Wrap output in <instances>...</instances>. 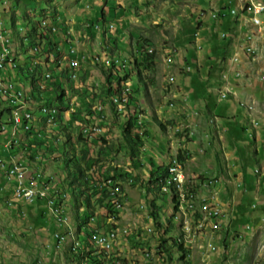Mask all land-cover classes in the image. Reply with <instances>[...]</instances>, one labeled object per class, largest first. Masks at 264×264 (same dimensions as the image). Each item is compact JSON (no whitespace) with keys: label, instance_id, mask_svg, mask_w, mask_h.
Here are the masks:
<instances>
[{"label":"rangeland","instance_id":"rangeland-1","mask_svg":"<svg viewBox=\"0 0 264 264\" xmlns=\"http://www.w3.org/2000/svg\"><path fill=\"white\" fill-rule=\"evenodd\" d=\"M6 1L8 4L10 1L9 7H7L4 12V20L7 26L11 25L13 17H16L17 20H19V25H21L20 22L23 21L22 16L24 15V10L22 8H26L27 11L31 12L33 15H30V17L35 21L41 22L46 14H48L49 20L52 19L50 15H55L52 8L57 7L60 17L56 19V22L59 23V25L55 24V26L57 28L59 27V30L56 34L55 42L58 43V47L62 52H65L66 56H68L72 55V50L75 49L72 47L79 44L81 52L83 51L85 55H88L85 56V60L83 61L84 64H79L81 67L77 68V79L75 81H72L74 80V77L71 76L72 73H69L70 70L75 73V67L72 69V66L69 64L70 59H65L64 56L60 62L61 70L68 68V75H66L65 72L59 81L61 80V84L66 90L67 104L65 107L70 108V105H72V109H68L67 112L64 110L66 112H64V116L68 119L67 123H69L71 128L69 131L74 137L78 136L81 132L79 125H83L82 131L84 134L89 133L91 136H99L100 134H103L108 139L111 149L106 158V166H104L101 171L93 170V173L97 177L100 178V176L106 175L107 170H110V176L117 174L118 179L120 173H130V177L126 179L120 177L122 181H119L116 177V182L114 181L115 184L119 183L123 186V201H126L123 202V207L120 206V211L123 214L119 212L118 216L115 217V215L110 213L107 216L108 211L103 206L99 205L96 207V216H98L99 224H106L105 227H107V230H111L104 237L112 236L114 240H116L110 241V244L105 248L98 245L97 241L96 244L98 247L95 245L93 246L92 249H94L97 254L99 251H105L108 253L106 256H103L104 264H183V261L179 258L181 253H179L177 247L172 248L171 252H161L158 249L160 236L165 231L169 219L174 214L171 197L169 195L162 197L161 195L158 196V194H154L148 199L146 194L147 190L142 183V180L144 179L143 181H145L150 173L149 158L154 159L155 163L158 165L167 164L169 166L176 159L179 160L177 153L180 148L184 149L185 152L189 151L190 157L193 156V159H190V165L187 163L188 160L184 162L183 172L185 181L188 183V193H190V196L194 195L196 198L194 199V206L189 205L190 203L193 204V202L185 201V204L187 205L186 207L189 209V215H187L186 212V214L181 212L180 204L178 201L176 202V204H178V211L175 213V219L173 218L174 228L168 236H179L180 224H177L176 222L180 221L182 229L189 233V236L184 235V245L190 249L189 256L187 257L190 264H264V227L259 228L258 231H251V234L249 233L250 236L246 237L243 227L242 229L236 227L238 231L236 229L233 231V228L228 229L226 226L229 218L231 219L234 217V220L238 222L239 217L241 218L245 213L249 214L250 211L248 210L249 207H247L244 212L239 211L237 208V200L235 199L236 197L242 196V192L239 191L240 189L235 190L230 189L229 187L231 183H234V176L229 174L228 165L229 167H232L234 163L240 164V162L235 160L233 154L227 151L229 150L227 149V143H229L227 136L228 126H225V128L220 127L224 121L229 120L220 117L222 116L223 105L229 104L230 107L228 108L227 116L229 114L234 116L233 114H235L233 127L237 126V135L242 144L241 149L248 159V166H246V169H248L250 174H254V170L257 169V163L250 153L252 150L251 138L249 137L246 128L247 125L242 122L241 116L244 114L248 115L247 110L251 113L250 111L255 109L258 111L259 108L260 112L258 113L264 118V114H262V112H264V96H261L260 93L256 96V99L260 102L258 107L255 105H247L244 101L239 102V100H247V98L242 95H239L238 99L232 97L226 99V96H229V92L222 93L221 96H219V99L215 96L214 99L210 101L209 105L213 106L211 111L217 116L218 131L225 136L222 140L219 137V134L214 132L215 126L212 125L213 123H209V117L211 116L209 112L201 114V118H199L200 116L197 111L198 114H195V121H191L193 124L188 125L190 123L186 121L185 109L183 107V105L186 106V104H184L185 94H183V91H186V79H188V76L186 75L188 71H190L189 67H191L190 60L186 61V57H189V52L187 51V48L189 47L188 43L192 40H190V36L188 35L190 34V31L188 30L192 28L195 29L196 26L193 27L192 23L194 25L200 23L198 31L201 33L200 35L202 39H208L209 42L213 43L217 48L221 43L219 36H213L212 33H214V31L210 29L208 19H203V17H205L203 13L198 14L200 18L198 17L196 11L197 0H134V2H132L133 5H137L139 8L143 9L144 12L141 14L140 12L133 13L132 9H130V7L128 8V6H131V0H103L100 2L101 4L97 2L95 3L94 0H89L92 9H95L94 12L96 13V16H98V10L101 14V9L105 10L107 7H110L108 2L115 4L117 1L124 3L125 5L117 4L116 6L117 10L124 7L123 11H125V13L120 15L121 19L127 14H131V18L127 19L129 26L126 25L125 28V33L127 35L123 36L121 34L122 28L120 26L115 27L116 18L113 19V27H111V24L108 25L110 31H114L118 36V47L121 54L120 56L123 59H129L131 57V54L136 49L134 46L137 45L139 37L149 38L151 40V46H149V48L154 50L157 55L155 63L151 67L146 68L145 65L143 67L139 66L143 78L140 79L138 85L140 92L137 93V98L139 100V108L144 112H142L138 118L141 121L139 123H142L141 128L138 130H142V132H146V134L144 133L145 148L138 157V162L131 159L122 138V126L125 121L124 116H126L124 114L121 115L125 111L123 108V101H125L124 98L114 99V102L118 105V112L121 113L117 117L113 114L107 103L102 109V107L98 105L97 100L95 103L93 102L92 105L94 106V104H96L95 106L97 107H95L94 110L96 112L97 110L101 112L97 116L96 114L93 115L94 119L91 120V124H86L88 120H82L81 117L79 120L73 118L74 110H84V108H82L84 103L80 102L77 93L75 95V92L84 85V81H86V84L90 85L91 89L98 90V92L104 91L105 87V75L103 74L102 69L106 67L94 60L95 55L104 53L102 50V38L96 35L95 38L91 36L89 39H83L84 36H80L79 38L77 34L78 31L85 32L84 30L87 22H90V24L93 25V30L97 31L95 20H93L95 19V15L91 18V15L86 14L83 16L84 18L79 16L82 18L80 19L75 16L82 15V13H75L72 11L71 16L65 11L66 9L70 10L71 8L70 5H67V0ZM209 1L210 0H201L208 12L210 6ZM2 3L8 5L3 1ZM44 11L46 13H44ZM208 16L211 18L210 14ZM212 17H214V15H212ZM97 20L98 19H96V21ZM45 21L43 23L47 26L48 24H45ZM98 22L101 23L99 20ZM100 26H102V24H100ZM66 27H71L70 32H72L73 36L71 42H63L60 40L59 33H62ZM20 30L23 31L22 28ZM1 33L5 34V32ZM53 33L55 34V32ZM131 33L134 34V37L130 35ZM69 35L70 34L66 33L68 38ZM18 40L20 41V36L15 34L13 40L14 53L16 52L14 47L15 49H20V43L14 45V43L17 44V42H19ZM8 41L10 43L9 39ZM26 42L22 48L25 51H20L19 53L16 52L17 54H20L22 60L19 59V61L22 65L31 58L28 52L32 51V49L29 48L30 45ZM229 42L230 44L235 42V45L237 46L242 44L236 37L232 39L229 38ZM208 48L209 46H206L204 50H199L197 48V52L195 53L197 54L198 60L208 61V57L212 56V53H210L211 50ZM79 49L76 48V50ZM231 50L232 49L228 47L227 51L223 54L224 57H227V55L232 53L233 50ZM55 53L57 54L58 52L56 51ZM217 56H219L218 53ZM131 59L134 58L132 57ZM44 62H46V60H44ZM104 64L106 65L105 62ZM133 67L136 69L134 70V73L136 74L138 66L133 63ZM52 68H54V66L48 67V69L44 67L43 72L46 73V71ZM258 68L259 67H255L250 70L249 73H244L241 77L245 79L243 82L244 85H247L248 81H251V79H249L251 76L257 81ZM9 70L13 74L14 81L21 83V81L18 80L17 73L11 69ZM134 73H132L133 76L135 75ZM6 74L8 75V71L2 73L3 76ZM45 76L46 75L43 74L40 77L45 78ZM224 77L226 78L227 75ZM38 80H40V78ZM22 81L25 88L27 86V81L23 78ZM45 81L46 79H44V82H40L44 84V87H47L51 81ZM133 83L134 81L130 82L129 85L131 86ZM232 83H234L233 80ZM192 84L194 85L195 82ZM201 84L203 85L204 83ZM72 89L75 91L74 94H71V92L68 93L67 90L72 91ZM92 93L93 92L91 91V94ZM44 94L43 97H46L48 93L46 92ZM70 94L71 97H69ZM104 99L105 98L102 97V100ZM45 105L46 101L39 105L38 109ZM217 105H221L220 109H217ZM135 106L137 105L134 104L133 108H135ZM1 119L2 121H7L8 116L3 113ZM198 121H201L200 128L194 127V123ZM256 122L257 120H254L253 124L256 125ZM39 124L42 126V121H40ZM53 126L55 127L56 125L54 124ZM64 128L67 130V127ZM95 128L100 129L101 132L95 130ZM242 128H246L245 133L242 132ZM194 133H196L194 137L196 143H193L191 137ZM48 134L49 138L46 139L51 141L53 137L50 133ZM3 135L4 134L0 132V145H3V142H1L4 138ZM27 136V134H24L23 136L21 135V137H18V141L24 143L25 140L28 139ZM13 137L15 138L16 136ZM201 142H203V144ZM181 143H185L186 148L182 146L183 144L179 147ZM84 144L85 142L73 144L74 148L71 146L70 150L75 153H80L83 150L82 148ZM84 147L87 148L88 146L86 147L85 145ZM258 149L260 150L261 159L264 160V146H259ZM61 151L62 149H58L55 153L59 155ZM224 153L228 156V161L224 158ZM51 155L47 153L48 160L45 159V166L42 164L41 166L43 167V173L47 175V181H49L50 186H58L61 188V191L50 190L47 198L53 197L49 199H55L54 196L58 195L57 198L65 200L66 213L64 214V219L68 220L67 225H57L55 222L57 219H55L56 217L53 215L50 207L47 211L43 206V202L40 204H34V208L36 210L39 208L42 215L40 213L36 214V211L27 206L28 203H23L22 207H19L17 204L18 207L14 208L13 205H10V202H12V199L14 198L13 194L8 200V205H5V202L2 205L0 204V264H78V259H76L74 256L75 254L71 251V248H73L72 245L77 241V234H79L75 222L77 203L75 202L74 195L71 191H68V185L66 183L63 184V180L66 178L63 166L56 162L53 155ZM58 155H56V157H58ZM171 155L172 157L170 158ZM97 157H99L98 153L94 152L93 159H96ZM19 160L23 164H28L30 162V158L28 157H21ZM141 162L143 164H141ZM5 165L7 166L8 164ZM1 167L3 169L4 165L0 164V168ZM191 169L194 170L190 171ZM192 172L195 174L194 176L191 175ZM186 173H188L189 176ZM134 177H139L140 180L131 181ZM205 177L208 178L206 182ZM209 180H211L212 183ZM201 182H203V187L200 186ZM218 182L219 185L217 187L215 183ZM5 184L6 181L3 178H0V187H5ZM215 186L217 188L216 190H219V197L221 198L219 201L223 200L226 206V208H224L225 216L223 217V220H221V217L210 218L203 212L205 204L210 207L221 208V206L214 201L213 197L201 196L209 195V192L213 191ZM199 187H201L200 191L198 189ZM125 188L127 189V192L125 191ZM195 188H197V192L201 195L192 191H196ZM62 191L67 194H62ZM65 195L68 196L66 197ZM153 199L159 207L158 222L162 225L161 229H158L157 221L151 214L152 207L150 203ZM84 207L83 210H80L81 213L85 212ZM197 211H200L198 217H196ZM107 218L110 219V222L107 221ZM213 219L221 220L222 226L224 227L223 230L213 233L214 237L211 236V234L208 235V237H206V234L202 236L201 234L204 232L203 230L207 221ZM174 220H176V222ZM193 223H196V229H193ZM69 226H72L73 228V235H70V239L67 242L59 244L57 241L58 236L61 235L63 231H66ZM186 226H188V229ZM207 231L210 233L209 227ZM223 232H228V239L224 240ZM240 234L242 236H240ZM199 236L202 237L198 238ZM83 238L84 235L81 233V241ZM146 254L148 256H146Z\"/></svg>","mask_w":264,"mask_h":264},{"label":"trees","instance_id":"trees-1","mask_svg":"<svg viewBox=\"0 0 264 264\" xmlns=\"http://www.w3.org/2000/svg\"><path fill=\"white\" fill-rule=\"evenodd\" d=\"M117 7L113 8V11L109 10V16L106 17L104 13H102L101 21L103 23L105 22H111L116 16H115V10ZM130 9H132L133 13H139L140 14L143 11V9L139 8L137 5L130 6ZM5 10V9H4ZM199 17V16H198ZM200 18V17H199ZM14 19V18H13ZM225 17H220L219 20H226ZM28 19H26L27 21ZM42 23V22H41ZM40 23V26H41ZM199 24L193 25L194 28L189 29L190 31V40L187 48V51L189 52V58L191 65L196 66L197 65V48L194 46V39L195 34L198 31ZM26 26H30V23L26 24ZM51 27V26H49ZM44 28V27H43ZM36 27L32 28L31 30H27V35L29 36L28 39L31 40L34 44L36 43ZM47 29V30H46ZM45 32L42 33V42H45L46 44H50V35L52 36L53 30H50L46 28ZM93 25L90 24L88 26L89 32L93 30ZM108 27L103 29L102 32V42H103V52L105 53V58H109L110 64L108 66H104L106 68H103V74L105 75V87L104 91H99L95 89H91L90 85L86 84V81H84V85L80 87L77 92L73 91L74 89L69 90L71 94L77 93V96L80 98V102H83L84 105H82L83 109H80L79 111L73 112V118L75 120H79L81 117L82 120H88L86 124H89L92 122L91 120L94 119L93 115L96 114L99 115L101 111L97 110V112L94 110L96 104L94 106L92 105L93 102L95 103L98 100V105L102 107L105 106L107 103L113 114L120 115L121 113L118 112V105L114 102L115 97H118L119 99L124 98L125 101L123 103L124 112L122 114L126 115L124 124L122 126V138L125 143V146L127 148L128 153L130 154V157L132 160L138 162V157L143 152V149L145 148V141H144V133L139 131L138 129L141 128V124L139 116L142 114V109L139 108V100L137 98V93L140 92L139 83L140 79H142V72L140 70V67H143L145 65L146 68L151 67L154 65L155 60L157 58L156 52L149 48L151 46V40L146 37H139L137 41V45L135 46L134 52L131 54V57L123 59L120 55V50L117 43V37L110 36L109 31L107 30ZM52 31V33H49ZM95 33V31H92ZM223 40H226V37L223 38ZM193 45V46H192ZM46 48H49L47 45ZM45 47L43 49H46ZM61 52V51H58ZM138 52V54H137ZM134 54V55H133ZM60 55H55V58H59ZM134 59H131V58ZM54 58V59H55ZM119 59H121L119 61ZM57 60V61H56ZM54 62V68L60 69V61L56 59ZM133 63L138 66V70L136 71V74L134 73L135 67H133ZM140 66V67H139ZM24 68V66H22ZM23 72V70H22ZM41 72V67L37 65L34 69H29L26 71V84L28 86H32L34 88V91H40V95L42 96L43 92H47V101L46 104L51 109H58V113L56 114V117L60 120V127L59 129L55 130V132H50V134L53 137V142H55L56 146L53 145L54 148H50L49 144L44 141H34L29 144V146L33 147L34 149L38 147L44 148L41 150L42 158H45L48 160L47 153L53 156H56L55 151L58 149H62L59 156L54 160L58 162L61 166H63V169L66 173V178L63 180V184L68 185V191H71V193L74 195L75 202L77 203V211L75 214V222L78 227L79 234H77L78 238L80 239V234L83 233L84 238L81 241V246L76 248L75 250L71 248V251L76 259H78V264H104V258L103 256H106L108 254L105 251H99L97 254L93 248V246H97L96 244V230L97 229V221L98 216H96V207L101 205L103 206L108 212L107 216L112 213L115 215V217L118 216V213L120 212L121 208L119 207L118 210L111 204L113 202V198L115 197L116 205L122 204L123 207V186L116 182V177L118 179L117 174H113L114 176H110V170H107L106 175H102L97 177L93 170L95 171H101V169L106 166L107 162V155L110 152L111 146L109 144L108 139L105 137V135L100 134L92 135L91 134H84L82 131L83 125H79L81 132L78 136H73L71 132L64 127L67 126V124L64 121V110H68L69 108L65 107L66 104V90L62 88L61 82L58 80V76L52 77L50 79L51 83H49L45 89V91L41 90L38 87V79H36ZM51 72V71H50ZM58 72V71H57ZM66 72V75L68 74V68L62 69L61 73L64 75ZM134 73L135 75L133 76ZM23 74V73H20ZM36 75V76H35ZM34 76V77H33ZM32 81L30 78H32ZM133 85H129L130 82H133ZM85 86V87H83ZM91 91L93 92L91 94ZM56 96H55V95ZM54 95V96H53ZM58 96V98H57ZM102 97L105 99L102 100ZM42 97H39L37 101L42 100ZM65 99V100H64ZM32 99L30 98V106H32ZM72 104V103H71ZM104 104V105H103ZM136 104L135 108H133V105ZM72 106V105H70ZM33 107V106H32ZM57 107V108H55ZM86 111V112H84ZM8 108H0V117L3 113H9ZM82 115V116H81ZM90 117V118H88ZM100 117V116H99ZM91 124V123H90ZM36 132L40 135L39 138L42 136L41 130L35 127ZM90 137L93 139H90ZM55 138V139H54ZM84 143L83 150L80 153H75L74 151L70 150V147L73 146V144L76 143ZM86 145L87 148L84 146ZM23 146V145H22ZM94 146V147H93ZM62 147V148H61ZM93 147V148H92ZM74 148V146L72 147ZM19 151V150H18ZM98 153L99 157L96 159H93V153ZM30 158H35V152L30 151L29 152ZM51 155V156H52ZM32 156V157H31ZM35 156V157H34ZM177 156L179 160L184 164L190 156L187 154V152L184 151V149L180 148L179 152L177 153ZM44 159V160H45ZM150 162V173L148 175V178L143 181V186H145L147 192V198H151L152 195L158 194V196H165L169 195L171 197L172 203H173V209L176 213L178 211V204L176 202L178 201L180 204V200L177 197V194L175 191H173V188L168 187V177L170 176V170L168 165H158L155 163V160L152 158H149ZM140 164V162H139ZM141 164H143L141 162ZM120 177L122 179H126L130 177V173H120ZM119 177V181H122ZM111 181V183H108V181ZM117 180V181H118ZM140 180L139 177H134L131 179V181H138ZM167 185V186H166ZM58 187V186H57ZM1 189V187H0ZM14 189V188H12ZM170 189V190H168ZM192 190V189H190ZM59 191H61V188L59 187ZM195 192L194 190H192ZM4 195V190L2 191ZM62 194H67L64 191L61 192ZM113 193H115L113 195ZM189 194V193H188ZM68 196V195H67ZM66 196V197H67ZM177 197V199H176ZM9 202V201H8ZM7 202V204H8ZM14 204V207H18L20 203L16 200L12 201ZM35 204H40L39 202H36ZM85 207H84V206ZM152 207V216L157 221V227L158 229L162 228V225L160 222H158V210L159 207L157 206L155 200H151L150 203ZM45 207V205H43ZM81 206V207H80ZM84 207L85 212L81 213V208ZM42 213V212H41ZM40 213V214H41ZM175 213L172 215V217L168 221V225L165 229V231L160 236V243L158 245L159 251L164 252H171L172 248L177 247L179 249L180 254V260L183 261V264H190L187 257L189 256L190 249L185 247L184 245V235L183 231L181 232L180 228V236H168L172 229L174 228L173 224V218L175 216ZM116 219V218H115ZM99 224V222H98ZM115 228V227H113ZM115 230V229H112ZM111 230H108V232ZM84 241V242H83ZM98 247V246H97Z\"/></svg>","mask_w":264,"mask_h":264},{"label":"crops","instance_id":"crops-1","mask_svg":"<svg viewBox=\"0 0 264 264\" xmlns=\"http://www.w3.org/2000/svg\"><path fill=\"white\" fill-rule=\"evenodd\" d=\"M95 3H100L103 0H94ZM107 1V0H106ZM125 1V0H124ZM251 0H210L209 1V12L208 10L205 8V5H203V2H201V0H197V15L200 13H203V15L205 17H203V19L207 18L210 25V29L214 31L213 36L214 37H218L222 40H220V45L218 46V48L211 42H209V40L207 39H202L201 37V33L199 31L196 32L195 34V39H194V46L196 48H198L199 50L201 49H205L206 46H209L208 49H210V53H212V56L208 57V61H197V65L193 66L191 65V67H189V70L187 75L188 79L187 80V85L185 87L186 91H183V94H185L184 97V104L183 107L185 109V115H186V121L191 125L193 123H191V121H195L196 117L195 114H198L201 118V114H205L206 112L210 113V117H209V123H213L212 125L215 126V130L214 132L216 134H219V137L221 138V140L223 139V137L225 138L224 135L220 134L218 131V127H217V116H215L213 114V112L211 111V109L213 108V106H210V101L214 99L215 96L218 97V99L220 98L219 96H221V92L222 89L227 85L226 80L224 76L227 75L230 78V88L232 89L233 93L231 92L229 94L227 98L232 97L234 99H238L239 95L245 96L247 99H256V96H258V94L260 93V95L262 96V83L258 82V75H257V81L255 79L249 78L251 79V81L247 83V85H244V78H241L240 80H236L235 76V71L236 70H242L244 73H249L250 70H252L255 67H258V65L255 64H251L248 62V59L246 57V55L243 53L242 47H243V43H244V37L246 36L247 32L249 29H251V25H250V21H249V14L247 12H243L242 13V8L248 4ZM255 2H264V0H254ZM134 0H131V6L133 5ZM101 4V3H100ZM117 4H121L123 6L124 3H120L119 1H117V3H109L108 5H110V7H107L105 10L101 9V14L99 12V10L97 11V15L94 12L95 9H92L91 6V2H89V0H67V5H70L71 8L70 10L66 9L65 11H67L70 15L72 13V11H74L75 13H82V15H78L75 16L76 18H78L79 16H82V18H84L83 16H85L86 14L91 15V18L93 15H95V25H96V30L95 33H93L92 31L89 32L88 30V24H90V22H87L86 26H85V32L83 31H78L77 34L79 36H84L83 39H89L91 36H93V38L97 36H100L102 38V32L103 29L108 27V31H109V35L110 36H115L117 37L118 40V36L117 34L113 31H110V27L108 25H113V20L111 22H105L103 23L101 21V16L102 13H104V15L106 17L109 16V10L113 11V8L117 6ZM130 6H128L129 8ZM237 8L239 9L240 15L237 17H233V16H227L226 20L222 21L219 20L220 17H217L216 19H214L212 17V12H219V11H226V10H230L231 8ZM123 8H119V10H115V22H116V26H120L122 28L121 30V34L127 35L125 33V28L126 25L129 26L127 19L131 18V14H127L126 16L120 17L121 14H124L125 11H123ZM65 9V8H64ZM57 17H60V13L57 10ZM211 15V18H209L208 15ZM72 16V15H71ZM199 16V15H198ZM201 16V15H200ZM80 18V17H79ZM80 18V19H82ZM96 19H98L100 22H98V20L96 21ZM3 24H5V22L3 21ZM100 24H102V26H100ZM213 29H212V28ZM70 28L71 27H66L65 29L67 30L66 33L70 32ZM199 30V29H198ZM89 32V33H88ZM63 33V35H62ZM60 33L59 37L61 41H65L66 37L64 36L65 32ZM72 33V32H71ZM226 33V40H223V36L222 34ZM216 34V35H215ZM90 37H89V36ZM132 37H134V34H130ZM189 35V34H188ZM222 36V37H221ZM237 38L238 41H240L242 44H240V46L235 45V42H233L232 44H230L229 42V38ZM55 38H56V34L53 35L52 39L55 42ZM71 41V40H70ZM264 42V41H263ZM100 43V42H99ZM118 43V41H117ZM135 44V42H134ZM230 44V45H229ZM230 48L233 50L232 53H230L229 55H227V57H224V53L227 51V48ZM73 48V47H72ZM78 48V47H77ZM135 48V46H134ZM79 49V48H78ZM2 50V49H1ZM231 50V51H232ZM1 52V51H0ZM217 53L219 54V56H217ZM102 54V53H100ZM98 54V57H96L95 61L96 62H100V63H104L106 58H101V55ZM105 53H103L104 55ZM87 55V54H86ZM85 53L82 51L81 53L78 52V57L80 59V63L83 65L84 64V60H85ZM223 55V56H222ZM235 55H239L240 60L238 61H233V57H235ZM13 56V55H12ZM88 56V55H87ZM222 56V57H221ZM14 58V57H13ZM189 57H186V61L188 60ZM15 59V58H14ZM98 59V60H97ZM9 66V69H12V67ZM77 67H79V64L77 65ZM8 71V69L6 70ZM5 71V73H6ZM17 73V77L18 80L22 81V78L24 80H26L25 76L23 74H18ZM252 75V73H251ZM58 76V80L61 79L62 77V73L59 70V72L57 73L56 77ZM3 77H8V75L6 74ZM54 77V76H53ZM38 79V77L36 78ZM232 80L234 83H232ZM27 81V80H26ZM13 82L14 79H13ZM195 82V84L193 85L192 83ZM20 83V82H19ZM201 83H204L203 85ZM255 84V85H254ZM20 85V84H19ZM21 86V85H20ZM249 86V87H248ZM254 86V87H252ZM23 89L24 86H21ZM38 87L41 89V87L38 85ZM197 87V90H196ZM220 92V94H219ZM225 99V98H224ZM241 101V100H239ZM244 101V100H242ZM221 105H217V109H220ZM230 107L229 104H224L222 107V118L224 119H229L227 121H224V123L220 126L221 128H225V126H228L227 129V136H228V142L227 146L230 153L233 154L234 159L239 161L240 164H233V168L229 167V174H232V176H234V183H231V185L229 186L230 189H235V190H239L240 192H242V196L240 197H236L235 200H237V208L239 209V211L244 212L246 210L247 207L248 210L250 211L249 214L245 213V215H243L241 218L239 217L238 222H236L234 220V217H232L231 219L229 218L226 226L229 228H233L232 230L234 231L236 229V227H238V229H242V227L245 228L248 224L252 225V228L250 229V231H245L244 233L246 234V237H249L251 234V231H258L259 228L264 227V160L261 159L260 156V150L258 149L259 146H264V118H262V115L258 112L257 109L250 111L251 113L248 112V115H242V122H244V124L247 125V131L249 133V137L251 138V145H252V150L250 151L251 155L253 156V158L255 159L256 163H257V169L254 170V174H250L248 172V169H246L248 166L247 165V156L246 154L243 152V150L241 149V140L238 138V129L234 126V118H235V114H233L234 116H231L230 114L227 116L228 113V108ZM198 111V113H197ZM257 111V112H256ZM262 114H264V112H262ZM252 117V118H251ZM90 118V117H88ZM257 120L259 121V124L256 126L253 124V121ZM197 123V125H196ZM194 123V127L196 128H200L201 126V121H198ZM244 126V125H243ZM246 128H242V132L245 133L246 132ZM13 130V129H12ZM9 134V135H7ZM194 133L191 137H192V141L193 143H196V140H194L195 137ZM6 137L3 138V145H7L9 136L11 135V132H7ZM13 135V132H12ZM21 135L23 136L24 133ZM190 137V138H191ZM234 137V138H233ZM11 138V137H10ZM233 138V139H232ZM29 141H32V139H29ZM203 144V142H201ZM183 144V145H182ZM223 144V143H222ZM28 145V144H27ZM181 145L183 147L186 146L185 143H181L179 147H181ZM257 146V148H256ZM186 148V147H185ZM17 150V149H16ZM187 150V149H186ZM15 160L16 161H20L19 159L25 158V156L22 155V153L15 151ZM187 154H190L189 151H187ZM193 155V153H192ZM193 157V156H192ZM192 157H190L187 161V163L190 165V159H193ZM246 157V158H245ZM36 158V157H35ZM35 158L33 160H35ZM224 158L228 161L229 158L227 155H225L224 153ZM30 163V162H29ZM29 165V164H28ZM167 165V164H166ZM30 166V165H29ZM8 167V165H7ZM0 178H3L6 181L5 187L0 189V195H2V197L0 198V204L2 205L5 202V205H8L7 202L8 200L12 197V187H11V182H9L6 178V176L2 173V168H0ZM8 170V169H7ZM194 169H191L190 171H192ZM259 170V172H258ZM188 175V173H186ZM191 175H195L193 172ZM189 176V175H188ZM208 178L205 177V182L207 181ZM211 183L212 181L209 180ZM216 186L218 187L219 182L215 183ZM188 185V183H187ZM214 185V183H213ZM212 185V186H213ZM200 186L203 187V182L200 183ZM216 186L214 187V190L209 192V195H201L197 192V188H195V192L198 193L201 196H211L213 197L214 201L217 202L220 206H221V202L224 206V208H226L225 203L223 202V200L219 201L221 198L219 197V190H216ZM199 187V191L200 188ZM212 189V188H211ZM4 190V195L2 193V191ZM14 191V189H13ZM125 191L127 192V189L125 188ZM124 191V193H125ZM14 194V192H13ZM126 199V198H125ZM14 200V198H13ZM124 202H126L124 200ZM257 202L258 203V208L257 209H253L252 205ZM19 207H22V204L24 202H19ZM35 204V203H34ZM34 204H28L27 206L30 207L32 210L36 211V214H39V208H37V210L34 208ZM39 206V205H37ZM199 208V207H198ZM81 210H83V208H81ZM200 211H197L196 217H198L200 214ZM121 214H123L121 212ZM42 215V214H41ZM122 216V215H121ZM43 217V216H42ZM195 217V218H196ZM38 221V220H37ZM107 221L110 222V219L107 218ZM218 219H213L210 221H207L206 226L204 228V232H202V236L203 235H207L206 237H208V235L211 234V236H213V233L216 232H220V230H223V226L222 224H219ZM106 223V222H105ZM208 224V225H207ZM58 225V224H57ZM106 225V224H105ZM105 225L103 224V227L106 229L107 227H105ZM245 225V226H244ZM193 229H196V223L192 224ZM208 227L210 228V233L207 231ZM238 229H236L238 231ZM250 233V234H249ZM224 235V240L228 239V232L226 233H222ZM186 235L189 236V233L186 232ZM202 236H199L198 238H201ZM240 236H242L240 234ZM214 237V236H213Z\"/></svg>","mask_w":264,"mask_h":264},{"label":"bare ground","instance_id":"bare-ground-1","mask_svg":"<svg viewBox=\"0 0 264 264\" xmlns=\"http://www.w3.org/2000/svg\"><path fill=\"white\" fill-rule=\"evenodd\" d=\"M9 1V0H8ZM3 2L5 4H8V2L6 0H3ZM9 4H10V1H9ZM9 4L8 5H4L2 3V7H0V26H1V23L3 24V21L5 22L4 20V8H7L9 7ZM214 18V17H213ZM45 20L42 21L41 23V27H44V28H48L50 30H53V32H55V34L58 33V30H59V27L57 28L55 26L56 23L53 22V24H50L48 22V25L45 26L44 25V22ZM4 27H0V33L1 32H5L7 33L8 35V39L10 40V43H9V57H8V46L7 44H3V33L0 34V39H1V42H0V46H1V49L2 51L0 52V58H2V61H1V64H0V77H3L2 73L5 72L7 69H8V65L12 67L11 70H13L15 73L18 72V74H20L19 72V66H20V62L19 60L17 59V56L15 55L13 49H12V38L11 36L9 35L8 33V27L5 24H3ZM51 26V27H49ZM111 27H113V25H111ZM21 29V28H20ZM49 32V31H48ZM49 33H52V31H50ZM54 33H52L53 35ZM28 36V35H27ZM29 37V36H28ZM70 40H72V38L69 36V38L66 40V42H69ZM19 41V40H18ZM46 42V40H45ZM43 42V43H45ZM71 42V41H70ZM27 43V42H26ZM54 43V42H53ZM28 46V45H27ZM41 44H38V47H35V51H39L42 53V55L44 57H46L47 60H50L51 59V54L50 53H46L44 51H41ZM46 48V47H45ZM75 48V47H73ZM45 50V49H44ZM58 51H61V49L58 47ZM79 50H76V56L78 54ZM68 54V53H67ZM13 55V56H12ZM72 55H75V49L72 50ZM15 59H14V58ZM23 58V57H22ZM56 60V59H55ZM59 60H62L59 58ZM121 59H119L120 61ZM53 61H54V56H53ZM57 61V60H56ZM109 61V58H106V61H104L106 63V66H108L110 64V62L108 63ZM36 63H38L39 61L38 60H35ZM43 62V61H42ZM61 62V61H60ZM52 64V63H51ZM69 64L70 66H72V69L75 67V63L73 61V59H70L69 60ZM104 64V63H103ZM105 65V64H104ZM10 67V68H11ZM78 68V67H77ZM78 70V69H77ZM58 72H50V71H47L46 73H44L46 76L45 78L43 77H40L38 76V79L40 78V80H38V85L41 87V90L45 91L46 87H44V84H42V82L40 81H43L44 82V79H46V81H49L54 75L56 76ZM69 73H72L71 76L75 77V73L72 72V70L69 71ZM68 75V74H67ZM47 76H49V78L47 79ZM77 76V74H76ZM77 79V78H76ZM45 81V82H46ZM70 82V81H69ZM21 86H23V83H19ZM19 85V88H20V93H21V96L20 95H14V94H9V93H2V101L7 103V104H11L9 105V110L10 112L7 113V116L8 118H14V115L16 114V117H18V125H13V135L12 136H16L15 138L17 139L16 140V147H17V150L21 149L20 153H22L23 156L27 157L24 153L26 150H29L27 144H29L28 142V139L26 140V144H25V147L24 145L22 146L23 143H21L20 141H18V137H21V132L22 134H27L28 138L29 137H38L39 138V134L38 132H36L35 127H37L38 129H42V126L37 122V120L39 119L36 114H35V110L33 109L32 106H30V96L27 94V92L25 91L26 89H23L21 86ZM26 88V87H25ZM65 89V88H64ZM68 91V90H67ZM45 92L42 93V96L45 95L44 94ZM231 92H229L230 94ZM55 95V94H54ZM53 95V96H54ZM71 95V94H70ZM228 95V93H227ZM56 96V95H55ZM66 97V96H65ZM227 97V96H226ZM58 98V96H57ZM67 98V97H66ZM65 98V99H66ZM116 99L118 97H115ZM125 98V97H124ZM64 99V100H65ZM242 101V100H241ZM24 102V104H23ZM118 102V101H117ZM124 102V101H123ZM240 102V101H239ZM66 104H67V101H66ZM65 104V106H66ZM120 106V105H119ZM249 107V106H248ZM57 108V107H55ZM245 108V107H244ZM253 108V107H251ZM69 109H72V106L69 108ZM39 112H40V116L42 118H44V120H46L47 124L51 127H54L53 125L55 124L57 126H59L60 124V120L59 118L56 117V114L58 113V109H51L47 104L45 106H42L41 108L38 109ZM31 111V114H29L28 112ZM75 111V110H74ZM122 111V110H121ZM65 112V111H64ZM67 112V111H66ZM65 112V113H66ZM123 115V114H121ZM40 125V127H39ZM256 125H258V121L256 122ZM3 128V121L0 123V129ZM95 130H99L98 128H95ZM88 131V130H86ZM101 132V131H100ZM7 132H4L3 136L6 137V134ZM89 134V133H88ZM9 135V134H7ZM11 135L9 136V139H8V142H7V145L8 143L11 142ZM14 138V137H13ZM16 151V150H15ZM17 152V151H16ZM19 152V151H18ZM29 156V155H28ZM32 157V156H31ZM29 158V157H28ZM40 160H41V156H36L35 160L31 159L30 158V163L28 164H23L22 162L20 161H16L15 160V163L16 165H20V166H24V167H21V174L23 175H30V174H36V175H39V176H45L46 174L43 173V167L41 166L40 164ZM28 161V160H27ZM35 163V164H34ZM178 164H180V174H179V177H173L172 174L173 173H178ZM4 167L2 169V172L3 174L6 176L7 180L11 183H13V176L9 175L8 173H5L6 171H8V167L3 164ZM2 168V167H1ZM183 169H184V166H183V163L181 161H179L178 159H176L175 161H173L170 165H169V170H170V176L168 177V187L170 188H173V191L176 192L177 194V197L178 199L180 200V209L182 210L181 212H186L185 210V201H188V202H193V204H189V205H193L194 206V202H195V196L192 195L190 196L188 194V188H187V183L185 181V177H184V172H183ZM47 176V175H46ZM182 184V185H181ZM32 186L33 187H40V189H47V182H40L39 179H32ZM50 186V184H49ZM167 186V185H166ZM170 190V189H168ZM49 191H47V196L49 194ZM114 194V193H113ZM185 194V195H184ZM12 195H13V189H12ZM197 195V194H196ZM58 195H55V199H58L57 198ZM66 196V195H65ZM48 198H53V197H48ZM13 201V199H12ZM204 202V200H203ZM10 205H12V202H10ZM187 206V205H186ZM204 206V204H203ZM50 207V210L52 211L53 215L56 217L55 219H57L56 221H64L65 219V213L66 211L63 210L61 207H58V206H49ZM209 205L205 204V207L203 208V212L205 214H207L208 217L210 218H219L221 217V213H215V210L214 209H219V208H215V207H210ZM191 208V206H190ZM193 208V207H192ZM189 210V209H188ZM190 212V211H189ZM187 213V212H186ZM185 213V214H186ZM182 214V213H181ZM178 217V215H177ZM61 225V224H60ZM63 227V226H61ZM186 228L188 229V226H186ZM184 231V229H183ZM73 228L72 226H69V228L66 230V231H63V233L61 235L58 236L59 239V244L61 243H65L67 242L69 239H70V235H73ZM97 232V230H96ZM116 233V232H115ZM184 234L186 235V232L184 231ZM183 234V235H184ZM113 235V234H112ZM116 236V235H115ZM187 236V235H186ZM75 237V236H74ZM57 238V239H58ZM76 239V238H75ZM185 240V239H184ZM96 241L98 243L99 241V234L97 232L96 234ZM110 241H116L114 240V238L112 236H109V237H104V243H105V247L110 244ZM73 246V249L75 250L76 248L80 247V240L79 238L77 237V241L74 242V244L72 245Z\"/></svg>","mask_w":264,"mask_h":264},{"label":"built area","instance_id":"built-area-1","mask_svg":"<svg viewBox=\"0 0 264 264\" xmlns=\"http://www.w3.org/2000/svg\"><path fill=\"white\" fill-rule=\"evenodd\" d=\"M2 1L0 0V7H2ZM247 12L249 14V21L251 25V29L248 30L246 36L244 37V43H243V53L246 55L248 62L251 64L258 65V79L260 83H262V93L264 96V2H255L254 0H251L248 4H246L242 8V13ZM212 15H214V19L216 17H227V16H233L237 17L240 15L239 9L237 8H231L230 10L226 11H219V12H212ZM45 24H48V21H45ZM0 27H4L1 23ZM47 33V32H45ZM223 37H226V33L222 34ZM3 44H8V57H9V41H8V35L5 31V34H3ZM74 46V45H73ZM75 47V55H68L65 56V59H73L75 63V77L74 80H76V74H77V65L80 64V61L78 57L76 56V48ZM1 51V46H0ZM98 57V54L94 56V60ZM108 58V57H107ZM51 59L53 60V56L51 54ZM240 60L239 55H235L233 57V61ZM2 58H0V64H1ZM53 63V62H51ZM236 80H240L241 77L244 75V72L242 70H236ZM49 76H47V79ZM227 85L222 89V93L224 92H233L230 88V78L226 77ZM2 93H9L14 95H20V88H19V82H13V74L9 70L8 65V77H0V106L5 105L6 107H9L11 104H7L2 101ZM244 103H247V105H255L259 106V100L253 98V99H247L244 100ZM24 104V102H23ZM31 114V111L28 112ZM7 115V113H6ZM259 124V121H258ZM13 125H18V117H16V114L14 115V118H8V122H3V128L0 129V132H11V142L8 143V145H0V164H8V171L5 173H8L9 175L13 176V183L11 184V187L14 188V200L17 202H24L28 204H34L36 202H43L45 205L46 210H49V206H58L61 207L63 210L66 211V205L65 200L63 199H49L47 198V191L48 190H58L59 187H51L49 186V181H47V176H39L36 174H30V175H23L21 174V167L20 165H16L15 163V149L16 147V138H13L12 136V129ZM88 128V127H87ZM98 134V132H97ZM90 139H93V137ZM38 156H40V153H37ZM180 174V164H178V173H173V177H179ZM32 179H39L40 182H47V189H40V187H33L32 186ZM108 183H111L109 180ZM182 185V184H181ZM2 188V187H1ZM185 195V194H184ZM2 195H0V198ZM111 204L118 210V208L122 205H116L115 197L113 198V202ZM12 205L14 207V204L12 202ZM253 209L258 208V203L255 202L252 205ZM15 208V207H14ZM185 210L188 214V207H186L185 204ZM215 213H221V220H223V217L225 216V209L221 202V208L214 209ZM54 218V217H53ZM221 220L219 221V224H222ZM68 220L64 221H56L57 224H66L67 225ZM252 228V225L248 224L245 228V231H250ZM97 230L99 234V241L98 245H100L102 248H105L104 243V236L107 235L108 230L105 229L103 225L98 224L97 221ZM59 239H57L59 243ZM146 256H148L146 254Z\"/></svg>","mask_w":264,"mask_h":264},{"label":"clouds","instance_id":"clouds-1","mask_svg":"<svg viewBox=\"0 0 264 264\" xmlns=\"http://www.w3.org/2000/svg\"><path fill=\"white\" fill-rule=\"evenodd\" d=\"M19 6H20V4H19ZM22 6V5H21ZM4 9H6V8H4ZM23 10H24V17L22 16V19H23V21L22 22H20L21 23V25H19V20H17V18L16 17H13L14 19H12V22H11V25L10 26H7L8 27V33H9V35L11 36V38H12V41L14 40V35L15 34H18L19 36H20V41L19 42H17V44L16 43H14V45H18L19 43H20V49H15V47H14V50H16V52L17 53H19L20 51H25V50H23L22 48L24 47V45H25V42L27 41L28 43H29V45H30V49H32V51H29L28 53L30 54V57L31 58H29L23 65L21 64V62H20V66H19V72L20 73H23V75L26 77V71L27 70H29V69H34L37 65H39L40 67H41V72L38 74L39 76H42L45 72H43V68L44 67H46L47 69H48V67H52V66H54V62H53V60L52 59H50V60H47L46 59V57H44L43 55H42V53L40 52V50L39 51H35L34 49H35V47H38V44H41V51H46V52H48V53H50V54H52V56H54V58H55V55H56V51L58 52V43L57 42H54L53 41V39H52V37H53V35H55V34H53L52 36L50 35V44H46V43H43L42 42V40L44 39V38H42L43 36H42V33H45V31L47 30L46 28H43V27H41L40 26V23L43 21V20H47L50 24H53V22L54 23H56V24H58L59 25V23H57L56 22V19H58L59 17H57V7H53L52 8V11L55 13V15H50L51 17H52V19H50L49 20V16H48V14H46V15H44V18H43V20L40 22V21H35L33 18H31L30 17V15H33L31 12H29V11H27V9L26 8H22ZM44 13H46L45 11H44ZM26 19H28L27 21H26ZM52 20V21H51ZM28 23H30V26H26V24H28ZM90 24H88V26H89ZM87 26V27H88ZM35 28L36 27V29H35V32H36V43L34 44L31 40H29L28 39V36H27V30H31L32 28ZM20 28H22L23 29V31H21L20 30ZM46 29V30H45ZM66 29L65 30H63L62 32H65V34H64V36L66 37V40L68 39V37L66 36ZM60 34V33H59ZM67 34H70L69 36L71 37V38H73V36H72V33L71 32H68ZM89 36V35H88ZM78 37L80 38V36L78 35ZM90 37V36H89ZM78 38V39H79ZM66 40L65 41H63V42H66ZM54 42V43H53ZM47 45L49 46V48H46L45 50L43 49L44 47H47ZM78 48H79V44H78ZM12 49H13V42H12ZM15 52V55L17 56V59L19 60H22L21 59V57H20V54H17ZM79 53H81V50L79 49ZM57 55H60V59H63L64 58V56H66V54H65V52H62V50H61V52H58L57 53ZM101 55V58H105V55H103V54H100ZM44 57V58H43ZM77 57H78V54H77ZM59 58H55V59H58L59 60ZM55 59H54V61H55ZM78 59H79V57H78ZM35 60H38L39 62L38 63H36L35 62ZM44 60H46V62H44ZM43 61V62H42ZM79 61H80V59H79ZM32 62V63H31ZM51 62H53L52 64H51ZM34 63V64H33ZM99 64H101V65H104V64H102V63H100V62H98ZM81 64V63H80ZM22 66H24V68H22ZM105 66V65H104ZM79 67H81V65L79 66ZM22 70H23V72H22ZM48 71H52V72H57V71H59V69H58V67L57 68H52V69H49ZM47 72V71H46ZM36 76V75H35ZM34 77V76H33ZM33 77L32 78H30V80L32 81V79H33ZM68 77V76H67ZM69 78V77H68ZM71 80V79H70ZM72 81H75V80H72ZM60 82H61V80H60ZM62 85V84H61ZM62 88L64 89V87L62 86ZM26 91H27V94L30 96V98L32 99V106H33V109L35 110V114H36V116L39 118L38 120H37V122L39 123L40 121H42V130H41V133H42V136L40 137V138H38V137H29L28 138V142H29V144L30 143H32V142H34L35 140L36 141H45L46 143H48L49 144V146H50V148H54L53 147V145L54 146H56V144L55 143H53V139L50 141L49 139H46V138H49V134L48 133H50V132H55V130H57V129H59V127L60 126H57V127H51V126H49L48 124H47V122H46V120H44V118H42L41 116H40V112H39V110H38V107H39V105H41L43 102H45V101H47V96H48V94H47V96L46 97H43V96H41L40 95V91L38 90V91H34V88L32 87V86H26ZM69 91V90H68ZM70 93V92H69ZM76 95V94H75ZM39 97H42L43 99L42 100H40V101H37L38 99H39ZM67 97V96H66ZM69 97H71V95L69 96ZM48 102V101H47ZM6 106L5 105H3V106H0V108H5ZM6 108H8L9 109V107H6ZM10 111V110H9ZM6 114V113H5ZM64 121H65V123L67 124V129L68 130H70L71 128H70V125H69V123H67V121H68V119H66V118H64ZM2 122V119H1V117H0V123ZM3 122H8V120L7 121H3ZM141 122V121H140ZM60 125V124H59ZM51 135V134H50ZM29 139H32V141H29ZM3 141V139L1 140V142ZM50 141V142H49ZM25 144H26V140H25V142L22 144V145H24V147H25ZM29 144L27 145L28 146V148H29V150H26L25 151V155L27 156V157H29L28 155L30 154L29 152L30 151H34L35 152V156L37 155V153L39 152L40 153V156H41V160H40V164H42V165H44V159L45 158H42V155H41V150H43L44 148H42V147H38L37 148V150H36V148L34 149L33 147H31V146H29ZM16 150V149H15ZM17 151V150H16ZM21 151V149H19V152ZM57 151V150H56ZM55 151V152H56ZM56 155H58V154H56ZM34 156V157H35ZM59 156V155H58ZM55 157V159L57 158L55 155L53 156V158ZM172 157V155L170 156V158ZM30 158V157H29ZM31 159H34V158H31ZM45 166V165H44ZM121 212V211H120ZM175 213V212H174ZM175 217V216H174ZM175 219V218H174ZM175 222H176V220H174ZM177 224H180V228H181V232L183 231V229H182V226H181V222L179 221V222H176ZM183 234H184V231H183ZM185 235V234H184ZM180 236V235H179ZM178 236V237H179ZM185 238V237H184Z\"/></svg>","mask_w":264,"mask_h":264}]
</instances>
